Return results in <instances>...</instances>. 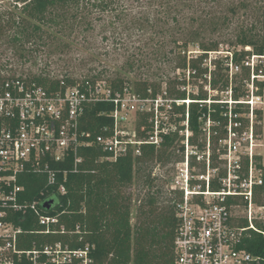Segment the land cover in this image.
<instances>
[{
	"label": "built area",
	"instance_id": "1",
	"mask_svg": "<svg viewBox=\"0 0 264 264\" xmlns=\"http://www.w3.org/2000/svg\"><path fill=\"white\" fill-rule=\"evenodd\" d=\"M245 65L250 66L249 60ZM230 70L239 65L228 63ZM252 68V66H251ZM247 84L249 93L240 100H221L229 104L243 103L248 111V124L232 121L225 137L218 140L217 160L212 162L209 139V118L204 121L207 135L203 152L189 142L187 114L181 122L179 142L183 145L181 159L172 161L176 167L168 184V193L177 218L174 238L173 264H264V256L246 249L253 232L264 235V203L255 195L264 182V155L260 134L255 130V109H259L262 95L255 94L254 75ZM142 98L132 87L113 90L103 79L76 80L62 90L50 91L28 78L2 77L0 80V264H92L90 246L72 249L62 242L46 243L32 248L22 246L26 230L21 221L30 213L41 226L40 234L64 233L59 225L57 204L49 208L43 203L53 195L64 193L66 170L51 163L68 159L74 152L73 170L81 158L79 148L92 145L115 160L119 156L141 155L143 145L161 147L170 129V103H181L164 97ZM188 99L185 103H188ZM109 102L111 125H102L99 134L92 135L80 127L86 109L93 104ZM210 102V100H207ZM149 113L152 129L145 136L137 134L136 122L141 114ZM236 117V114H234ZM206 124H209L205 127ZM195 159V164L191 161ZM168 164V163H167ZM204 164V169H202ZM166 164L157 162L162 170ZM154 170V171H156ZM152 171V176L155 172ZM167 172V170H165ZM27 173L45 176V189L40 197L28 201L19 181ZM63 175L62 180L58 176ZM159 175V174H157ZM51 192L46 194V189ZM44 210H52L47 214ZM70 232V231H68Z\"/></svg>",
	"mask_w": 264,
	"mask_h": 264
},
{
	"label": "trees",
	"instance_id": "2",
	"mask_svg": "<svg viewBox=\"0 0 264 264\" xmlns=\"http://www.w3.org/2000/svg\"><path fill=\"white\" fill-rule=\"evenodd\" d=\"M23 13L28 18L19 17L18 20L0 22V33L5 29L13 32V38L36 39L43 43L45 35L37 24L49 23L51 26H62L68 23H82L84 11L88 6L94 9L98 15L113 14L115 22L123 19V9L117 10L122 3L120 0H21ZM181 0H159L157 6L161 13L158 18L159 25L156 33L162 38L168 35V15L171 11H180ZM188 6L190 4H187ZM228 10V9H227ZM232 10V8H231ZM181 12V11H180ZM219 18V17H218ZM173 20V18H172ZM227 16L222 17V23L227 24ZM217 22H213L212 29L216 30ZM163 40V39H162ZM164 41V40H163ZM174 45L175 61L173 76L165 74L160 81L149 78H135L130 82L129 78L117 75L107 79L113 90H122L125 86L132 87L133 91L142 98H155L162 94L172 100H181L170 103L169 121L175 125L166 135L161 147L155 149L152 145H143L142 153L138 156L131 154L119 156L115 160L104 158L107 156L100 148L92 145L87 148H79L76 156L81 158L76 169L73 170L74 152L69 153L67 160L52 162V167H60L66 170L65 192L53 195L52 200L57 204L59 225L64 226V233L40 234L35 232L41 226L34 217L28 213L21 225L27 229L24 234L22 246L32 248L54 242H62L72 249L90 246L92 264H173L174 263V238L176 236L177 218L173 206L166 198L160 201L159 191H151L140 201L136 207L135 222L131 223V200L132 194L127 190L133 181L134 170L143 173L140 164L148 161H157L167 164L181 159L180 152L183 145L180 144L179 130L184 129L181 122L187 114L188 129L191 132L189 142L203 152L206 147L207 135L203 130V123L207 118L211 121L208 128L210 146L212 147V162L215 163L217 155L215 150L218 140L225 137L229 124L228 112L232 113V121L240 122L242 126L248 124L244 114L248 111L243 103L229 104L221 101L216 95H209L203 85L198 87L197 92L186 90V76L189 78H203L210 90L218 92L231 91V99L240 100L249 93L247 84L252 80L255 86V94L262 95L264 80H258L257 76H264V66L245 65L243 62L250 56H264V4L261 10V18L250 27L241 26L234 40L224 42L228 45L225 56L230 62L241 67V76L238 84H233V77L229 78L228 62L216 61L213 70H210L207 80L208 68L203 66V60L212 51H219L223 42L216 40L195 41L197 52L193 57H187L190 40L182 38L171 39ZM158 43V40L156 41ZM159 42V46H165ZM230 55V56H229ZM246 58V60H245ZM135 66L129 63L130 71ZM252 69V72H251ZM179 70V74L176 71ZM187 73V74H186ZM205 76V77H204ZM29 77V76H28ZM28 79L35 81L50 91L62 90L67 85H72L76 80L72 77L55 78L48 75H32ZM91 80L102 79L98 75L90 77ZM2 80V76H0ZM164 88V89H163ZM189 100L185 103V100ZM210 100V102H207ZM113 104L102 102L93 104L86 109L85 116L81 120L80 127L89 131L92 135L99 134L102 125H111L109 112ZM236 114V117L234 116ZM256 119L261 114L255 109ZM149 113L139 115L136 122L137 134L145 136L152 129V123L148 121ZM179 153V154H178ZM195 164V159L191 165ZM139 165V166H138ZM136 166V169H135ZM202 164V169H204ZM63 175H59L62 180ZM155 177L151 176V170L144 173V180L148 186L153 185ZM45 176L27 173L19 181L24 186V198L28 201L40 197V191L45 189ZM51 188L46 189V194ZM163 193V192H162ZM255 201L264 203V182L255 195ZM47 214H54L52 210H44ZM264 229V226L258 224ZM70 231V232H68ZM246 249L254 254L264 256V235L253 232L252 238L247 241Z\"/></svg>",
	"mask_w": 264,
	"mask_h": 264
},
{
	"label": "rangeland",
	"instance_id": "3",
	"mask_svg": "<svg viewBox=\"0 0 264 264\" xmlns=\"http://www.w3.org/2000/svg\"><path fill=\"white\" fill-rule=\"evenodd\" d=\"M158 1L120 0L122 3L117 10L123 9L124 16L121 22L113 21V14L98 15V11L91 9L90 6L82 15V23L74 21L73 25L68 23L51 26L49 23L28 19L32 24H37L45 35L44 42L40 44L33 38L14 39L13 32L5 29L0 33V76L29 78L39 74L81 80L98 75L108 82L107 79L122 75L129 78L130 82L141 77L158 82L165 74L173 76L176 54L171 39L174 37L177 40L186 38L191 41L188 58L197 55L195 41L223 42L219 51L210 52L203 60V66L208 68V80L210 70L214 69L216 61L230 64L225 57L228 45L224 42L234 40L241 26L246 28L256 23V19L261 18L264 4V0H181L179 1L181 12L169 13L168 35L162 38V35L156 33L158 18L161 15L157 6ZM24 14L21 0H0V17L3 22L18 20L19 17L27 19ZM224 15L228 18L227 24L221 21ZM213 22L218 23L216 30L212 29ZM159 42L166 45L159 46ZM129 63L135 66L131 71ZM243 63L245 64V61ZM249 63L252 68L258 64L264 66V56L252 55ZM177 73L179 74V70ZM228 74L229 78L233 77V84H238L241 67L231 72L228 66ZM257 77L258 80H264V76ZM186 80L185 88L189 92H197L198 87L203 85V89H207L209 95H216L220 100L230 99L229 91L210 90V87L204 84L203 78L194 79L187 75ZM262 93L263 99L259 103L261 114L258 116L259 119H254V128L260 134L262 144L257 150L264 155V88ZM156 165L157 161H148L140 164L143 173L134 170L132 184L127 189L132 194V225L135 222L136 207L148 192L158 190L160 201L167 198L171 204L168 184L176 167L173 162L166 164L162 170H156L154 169ZM148 170H151V176L152 171L156 170L152 186H148L144 180V173Z\"/></svg>",
	"mask_w": 264,
	"mask_h": 264
},
{
	"label": "water",
	"instance_id": "4",
	"mask_svg": "<svg viewBox=\"0 0 264 264\" xmlns=\"http://www.w3.org/2000/svg\"><path fill=\"white\" fill-rule=\"evenodd\" d=\"M52 201H53V200L50 199V200L44 202V203H43V206H44L45 208H49V207H50V203H52Z\"/></svg>",
	"mask_w": 264,
	"mask_h": 264
}]
</instances>
